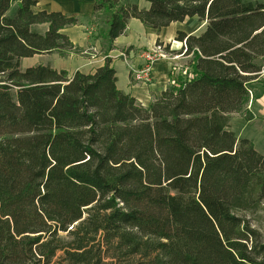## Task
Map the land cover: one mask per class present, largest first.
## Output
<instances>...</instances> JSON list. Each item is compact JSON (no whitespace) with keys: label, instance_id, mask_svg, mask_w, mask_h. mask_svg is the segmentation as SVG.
I'll list each match as a JSON object with an SVG mask.
<instances>
[{"label":"trees","instance_id":"1","mask_svg":"<svg viewBox=\"0 0 264 264\" xmlns=\"http://www.w3.org/2000/svg\"><path fill=\"white\" fill-rule=\"evenodd\" d=\"M38 1L0 0V264H264V154L228 128L264 60V2L92 0L107 49L130 18L207 22L177 31L188 67L144 106L109 58L22 68L76 49L77 18Z\"/></svg>","mask_w":264,"mask_h":264},{"label":"crops","instance_id":"2","mask_svg":"<svg viewBox=\"0 0 264 264\" xmlns=\"http://www.w3.org/2000/svg\"><path fill=\"white\" fill-rule=\"evenodd\" d=\"M75 3L78 4V9L76 10L50 9L49 11H60L77 18L76 24L68 25L62 31L69 37L75 47L90 50V53H88V56H80L82 54L70 52L65 55L66 57H57L56 63L52 64L51 67L58 70L64 69L69 74L76 70L92 73L96 68L105 63L106 58H109L110 65L115 69L117 88L124 93H129L144 106H147L170 85L171 74L177 76L187 69L191 55L186 53L179 54L181 58L179 62L180 64L182 63V68H179L177 64L179 59L158 58L153 63L150 83L143 84L135 82L131 77V70L141 67L144 62L141 52L150 49L157 42L164 41L171 43L170 35L176 37V31H184L187 35H199L204 31L207 24L206 21H198L196 17H189L180 22L190 23V26L185 30L176 28L172 34L169 32L164 34L163 29L167 26L156 31L144 26L140 20L130 18L124 33L113 40L112 48L107 49L108 43L100 36L98 32L99 28L87 29L85 27V23L93 20L95 16L92 15V0H77ZM36 9L43 8L36 7ZM170 24H175V22H171ZM101 26L99 27L101 28ZM172 40L174 42L170 44L171 48L174 46L173 43L181 44L180 41L174 38Z\"/></svg>","mask_w":264,"mask_h":264},{"label":"rangeland","instance_id":"3","mask_svg":"<svg viewBox=\"0 0 264 264\" xmlns=\"http://www.w3.org/2000/svg\"><path fill=\"white\" fill-rule=\"evenodd\" d=\"M77 0H39L37 7L43 8L46 10L50 9H56V10H76L78 9V4L75 3ZM251 1H259L264 2V0H251ZM139 5L143 7L146 5V2L144 0H139ZM103 26L102 18L98 16H94V19L90 22L85 23V27L87 29H93L94 27L100 28L99 26ZM101 26V27H102ZM188 26H190V23H180L179 21L175 22V24H170L166 28L163 29L164 34L165 33H171L174 32V29H181L185 30ZM39 29H42L43 26H38ZM177 33V31H176ZM173 35H170L171 43H167L164 41L157 42L162 45H165V52L169 53L171 57L174 54H180L182 50V46L179 43H173L174 46L171 48L172 38L175 40L176 37H172ZM179 41V40H177ZM84 51V52H82ZM74 53L82 54L80 56H88V53H90V50L87 49H79L76 47V49L73 50ZM62 55L58 54L57 52H49V53H41L36 54L29 57H24L21 59V67L25 68L27 66H32L36 64H44V65H52L56 63V58L60 57ZM65 56V55H64ZM66 57V56H65ZM179 59V60H178ZM177 60V64L179 65V68H182L183 65L180 64V57ZM191 59V56L190 58ZM250 92H248V102L246 104V108L243 109L240 112H234L230 113L229 116V122H228V128L229 130H232L238 138L244 137L249 139L252 143L254 148L261 154H264V81L261 79H252L247 84ZM256 100V101H255ZM257 106H256V104ZM255 104V105H254ZM254 219H257V221L260 222V227L263 229L264 226V214L263 212L253 215ZM255 221V220H254ZM262 238L264 240V230L262 231Z\"/></svg>","mask_w":264,"mask_h":264},{"label":"built area","instance_id":"4","mask_svg":"<svg viewBox=\"0 0 264 264\" xmlns=\"http://www.w3.org/2000/svg\"><path fill=\"white\" fill-rule=\"evenodd\" d=\"M180 43L182 46V51L180 54H183L186 50V45L184 40L180 41ZM169 53L165 52V45H162L160 43H155L150 49L142 51L141 57L143 58L144 62L141 67L133 68L131 70L132 80L143 84L150 83L151 71L155 60L161 57H166L171 60L178 59L179 54H174L171 57H168L170 56ZM253 75L255 76L253 79H261L262 81H264V60L262 61L259 70L256 71ZM248 92H250V90H248Z\"/></svg>","mask_w":264,"mask_h":264}]
</instances>
